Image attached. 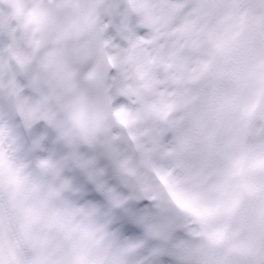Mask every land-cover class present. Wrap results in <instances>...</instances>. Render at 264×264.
Returning a JSON list of instances; mask_svg holds the SVG:
<instances>
[{"label": "clouds", "instance_id": "1", "mask_svg": "<svg viewBox=\"0 0 264 264\" xmlns=\"http://www.w3.org/2000/svg\"><path fill=\"white\" fill-rule=\"evenodd\" d=\"M0 264H264V0H0Z\"/></svg>", "mask_w": 264, "mask_h": 264}]
</instances>
